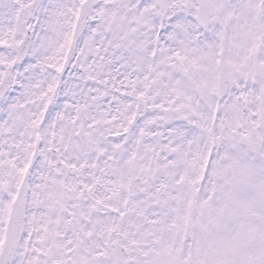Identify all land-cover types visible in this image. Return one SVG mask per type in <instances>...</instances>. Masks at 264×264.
<instances>
[{"label": "snow or ice", "instance_id": "obj_1", "mask_svg": "<svg viewBox=\"0 0 264 264\" xmlns=\"http://www.w3.org/2000/svg\"><path fill=\"white\" fill-rule=\"evenodd\" d=\"M0 264H264V0H0Z\"/></svg>", "mask_w": 264, "mask_h": 264}]
</instances>
